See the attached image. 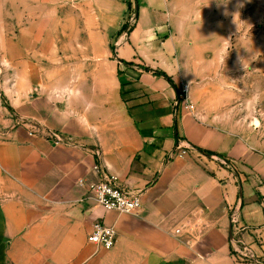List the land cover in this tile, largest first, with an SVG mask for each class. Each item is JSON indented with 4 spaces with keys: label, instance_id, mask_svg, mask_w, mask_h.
I'll return each mask as SVG.
<instances>
[{
    "label": "crops",
    "instance_id": "crops-1",
    "mask_svg": "<svg viewBox=\"0 0 264 264\" xmlns=\"http://www.w3.org/2000/svg\"><path fill=\"white\" fill-rule=\"evenodd\" d=\"M214 1L0 0V264H248L232 237L264 260L262 100L229 76L230 29L200 23ZM97 163L140 214L78 185Z\"/></svg>",
    "mask_w": 264,
    "mask_h": 264
},
{
    "label": "rangeland",
    "instance_id": "rangeland-1",
    "mask_svg": "<svg viewBox=\"0 0 264 264\" xmlns=\"http://www.w3.org/2000/svg\"><path fill=\"white\" fill-rule=\"evenodd\" d=\"M214 2L215 16L221 12L224 14V19L218 20L216 17L212 19L209 14L207 20L200 23L206 24L209 32L213 29H230L228 42L225 41V45H228L226 56L230 67L229 76L247 77L248 96L257 95V99L262 100L261 111L258 110L262 114L261 112L264 113V0H215ZM227 11H229V20H227ZM128 25L127 20L122 34ZM261 122L264 124V116L261 117Z\"/></svg>",
    "mask_w": 264,
    "mask_h": 264
},
{
    "label": "built area",
    "instance_id": "built-area-1",
    "mask_svg": "<svg viewBox=\"0 0 264 264\" xmlns=\"http://www.w3.org/2000/svg\"><path fill=\"white\" fill-rule=\"evenodd\" d=\"M128 21L129 25L121 36L122 40L126 38L129 30L135 24L136 14H131ZM3 71V65L0 64V78ZM188 93L189 86L185 85L182 90V96L185 95L184 98L187 102V106L191 110H195L196 106L189 101ZM30 134L33 135L34 132H30ZM48 135L49 139L55 144H60L64 141L60 132L50 131L48 132ZM180 148V154H186L188 147L180 146ZM94 172L100 177L99 181L86 183L84 180H80L78 185L82 187L86 186L98 204H100L106 211H117L121 214H140L143 209V202L140 194L120 186L117 182V178L108 173L106 166L103 163H97L94 166ZM231 220L233 225L238 222L235 213L232 215ZM176 232L181 233L182 228H178ZM88 240L103 249L110 250L117 243L118 232L114 225L98 221L94 223L92 232L88 236ZM232 247L233 252L239 256L243 262L248 264H264L251 247L247 246L236 237H232Z\"/></svg>",
    "mask_w": 264,
    "mask_h": 264
},
{
    "label": "trees",
    "instance_id": "trees-1",
    "mask_svg": "<svg viewBox=\"0 0 264 264\" xmlns=\"http://www.w3.org/2000/svg\"><path fill=\"white\" fill-rule=\"evenodd\" d=\"M159 74L167 76L164 72H158ZM208 154H211V152H207Z\"/></svg>",
    "mask_w": 264,
    "mask_h": 264
}]
</instances>
